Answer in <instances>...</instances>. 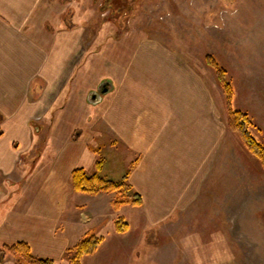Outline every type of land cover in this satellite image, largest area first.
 <instances>
[{
	"label": "rangeland",
	"instance_id": "374dc122",
	"mask_svg": "<svg viewBox=\"0 0 264 264\" xmlns=\"http://www.w3.org/2000/svg\"><path fill=\"white\" fill-rule=\"evenodd\" d=\"M74 2L55 0L52 26L54 34L60 30L74 31L76 27L71 26V23L75 14L84 16L83 49L79 45L80 50L84 51L81 66L84 72L81 75L75 72L69 76L61 92L54 89V92H48L47 95L44 93L48 96V104L53 105L51 118H43L40 125L34 124L27 128L28 133H23L24 138L6 133L3 129L0 138L6 135L3 138L6 142L4 149L10 150L12 160L16 158L17 169L11 175L2 176L0 173L5 183L6 196L11 195L0 202V223L22 190V184L15 185L14 195L11 194V188L8 187L11 179H23L25 185L31 183L25 199L28 202L50 171L55 155L53 153L46 162L36 167L40 157V152L38 158L36 153L39 145L34 141L37 132L41 140L53 127L56 128L52 138L58 146L64 143L67 133L69 141L77 135L75 145L80 151L83 150L77 167L85 168L88 174L97 172L99 161L102 162V174L114 180H120L127 172L131 173L139 166L145 157L144 153L121 140L117 130L116 133L113 131L114 124L109 123L108 113L111 105H114V99L118 98L115 96L117 92L104 95L98 104L90 103L88 98L92 92L98 91L102 82L110 81L111 78L115 80L118 91L124 90V75L128 68L140 69L145 75L139 76L137 80L141 81V78V82H148L152 94H161L157 92L158 85H185V95L192 91L194 101L208 102L207 114L213 119L204 141L205 152L203 147L196 152V125L187 122H172L169 119L155 125L147 139H159L158 134L174 137L175 131L177 137L189 138L187 143H190V148L184 153L178 150L173 160L171 155H166V160L175 164L176 193L179 196L186 194L187 187L197 197L198 201L192 205L194 209L191 210L196 215L192 232L208 234L203 237L194 235L193 238L200 240L201 244L202 240H206L211 250L184 251L183 248L187 246L178 244V239L183 238L180 236L164 235L158 245L159 249L156 247L155 250L151 249L153 246L148 249L142 243L137 245L142 237L147 243L156 242L154 230L144 233L145 217L140 214L141 208L130 205L123 207V216L131 227L125 236L117 232L113 225L121 216L120 212L117 211L113 216L108 205L110 213L102 216V224L99 226L102 231L95 230L97 222H90L78 234L79 239L91 234L105 239L95 254L84 257L83 264H186L192 261L200 263L206 257L212 260L236 258L233 257L236 251L227 252L218 248L217 238L225 241L229 239L233 245H245L250 239L252 243L261 246L257 253L258 259L264 261V166L249 150L242 137L229 128L224 89L218 82L216 71L206 60L208 55H212L227 71L234 92L233 107L249 116L252 122L249 128L251 134L264 146V0H83L85 10L78 13L74 12ZM155 54H158L159 59H165V68H162L158 77L149 73L151 69L148 61L152 59L146 58H155ZM36 89L38 91L39 87L36 86ZM174 91L176 95L180 93ZM166 94L170 95L171 92ZM35 96V93H31L30 100ZM167 98V101L170 100ZM134 99L139 98L136 96ZM150 103L149 100L144 101L140 108L141 116L145 119L155 114L154 104ZM58 109H65L69 115H75L63 118V113L56 115ZM44 111L37 114V121L41 120ZM57 116L60 122H56ZM138 119L141 121L140 117ZM126 127L131 125L125 123L121 126ZM164 141L163 144L168 145L163 147L172 150L169 138ZM5 155L7 159L9 156ZM155 163L150 162V167ZM24 166L28 168V173ZM106 196L110 203L115 194ZM78 197L75 196L73 202L86 204L84 207L88 208L87 204L91 200L85 196ZM225 212L233 214V217L245 212L247 218L244 220V228L247 230L244 235L235 231L243 227L242 222L233 219L229 221V237L226 236L225 220L221 218ZM214 232L219 236L216 237ZM3 244L0 241V247ZM243 258L248 259L246 253ZM56 264H70L69 256L64 254Z\"/></svg>",
	"mask_w": 264,
	"mask_h": 264
},
{
	"label": "crops",
	"instance_id": "0c3cea01",
	"mask_svg": "<svg viewBox=\"0 0 264 264\" xmlns=\"http://www.w3.org/2000/svg\"><path fill=\"white\" fill-rule=\"evenodd\" d=\"M74 1V6H76L74 12H83L85 10L83 0ZM54 6L55 0H0V116L2 118L0 129L6 130V133L11 135L16 134L20 138L22 136L24 138L23 133L26 135L27 128L30 126L40 125L43 118H51L53 105L48 104V96H45L44 93L47 95L48 92H54V89L61 92L63 86L67 84L69 76L75 72L77 75L84 72L81 67L84 61V51L79 48V45H82L83 49L85 42L84 16L79 13L75 14L71 26L76 27V30L64 32L60 30L54 34L52 26ZM153 56L155 58L146 57L147 60L152 59L151 62L148 61L151 69L149 73L158 77L162 68H165L163 62L165 59L163 57L159 59L158 54ZM141 71L128 68L124 75L126 78L123 85L124 90L118 91L115 80L111 78L112 88L108 93L115 92L116 94L117 92L115 96L118 97L114 99L112 103L114 105H111L108 113L109 123L114 124L112 125L113 131L115 132L116 129L121 140L134 146L135 150L143 152L145 156L139 166L130 173L129 180L134 189L142 195L143 205L140 207V214L145 217L144 233L147 230H154L156 242L147 243L146 239L142 237L137 245L142 243L148 249L155 246L151 248L155 250L156 247L159 249L158 245L164 235L180 236L183 238L182 240L178 239V244L187 246V248H183L184 251H210L209 242L202 240V244H204L202 245L200 240L193 238L194 235L203 237L208 234L192 232L193 220L196 215L191 210L194 209L192 205L197 203L198 199L195 194L193 195V192L187 190V187L186 194L179 196L176 193L175 164L166 160V155H171V160H173V155L177 154L178 150L180 153H184L188 147L190 148V143H187L189 138L177 137L175 131L174 137L158 134L159 139L154 138L156 140L152 141L147 139L148 135L154 131L155 125L165 123L169 119L172 122H187L193 126L196 125V152L202 147L205 152L204 141L208 137L207 134L213 119L207 114L208 102L201 100L197 103L194 101L192 91H188V95H185V85H158L157 92L161 94H152L148 82H141V78V81L137 80L139 76L145 75ZM36 86L39 87L38 91ZM174 90L180 93L176 95ZM169 92L171 94L167 95L166 93ZM31 93L36 95L31 99L32 102L30 100ZM194 93L195 91H193ZM136 96L139 99H134ZM167 96L170 102L167 101ZM148 100L154 104L155 114L145 119L144 116H141L140 108L144 101L148 102ZM46 106L47 109L44 111ZM209 106H211L210 103ZM62 109H58L56 115L63 113L61 117L66 119L75 115L74 113L69 115L65 109ZM43 111L44 116L41 114V120L37 121L39 120L37 114L43 113ZM28 115L29 117L26 118ZM139 117L141 121H139ZM57 118L59 116L56 117V122H60L61 120H57ZM125 123L130 124L131 127L121 128ZM180 129L179 126L178 130ZM53 130L56 131V128L53 127L49 134H46L41 140L38 132L34 134V141L39 145L36 149L37 158L38 152L41 157L38 158L39 164L36 167L46 162L48 156L55 155L50 164V171L44 177V182L34 196L32 195L29 199L30 201L26 202L25 199L31 183L25 185L23 179L13 178L8 183L11 194L14 195L13 186L15 185L22 184V190L17 200L6 210L0 223V241H25L37 256L57 261L66 254L68 249L73 248L82 240L78 238V234L88 227L90 222H97L99 227L102 224V216L105 213H110V208L113 216L117 211L123 216L125 215L123 207L128 205L115 209L112 206L113 198L110 203L107 202L106 194L110 193L88 195L76 192L71 177L83 150L80 151V148L75 145L78 140L77 135H74L73 139L69 141L68 133L61 146L54 144ZM163 135L165 138H162ZM3 138H0V173L5 176L13 174L17 168L15 166L16 158L12 160L13 155L10 150L4 149L6 142ZM15 138L17 137L15 136ZM168 138L170 145L173 146L172 150L163 147L168 145L163 144L164 139L168 140ZM55 148H57L56 152ZM5 154L9 156L7 159ZM152 161L156 163L150 167ZM23 168L28 173V168L25 166ZM4 185L3 177H0V202L11 196L10 194L6 196ZM75 196L89 198L88 200L91 201L87 205L91 208H85L86 204L83 203L75 204L73 202ZM221 218L225 220L224 231L227 230V237H229V221L233 219L241 221L243 226L235 231L238 234H245L244 232L247 230L244 228V220L247 218L245 212L234 217L233 214L225 212L221 214ZM113 225L116 230V224L113 223ZM98 227H95V230L102 231ZM130 228L129 226L126 232L119 233L126 236ZM221 230L223 231V229ZM214 235L219 236L217 232H214ZM216 241L219 249L227 252L236 251L237 254L233 255L236 258L212 260L206 257L200 263L192 261L186 264H264V261L258 259L257 254L261 246L252 243L250 239L248 245L244 243L246 246L242 243L230 244L229 239L225 241L223 238H217ZM245 253L248 259L243 260ZM10 259L8 258L0 264H15L14 260Z\"/></svg>",
	"mask_w": 264,
	"mask_h": 264
},
{
	"label": "trees",
	"instance_id": "16d2710c",
	"mask_svg": "<svg viewBox=\"0 0 264 264\" xmlns=\"http://www.w3.org/2000/svg\"><path fill=\"white\" fill-rule=\"evenodd\" d=\"M207 64L216 71L219 84L224 89L226 103L229 111V128L238 133L249 150L257 156L264 166V146L260 144L251 134L250 126L252 122L249 116L233 107V87L228 81L227 71L222 68L217 60L212 56H207ZM2 118L0 116V122ZM2 130L0 129V135ZM130 172H127L120 180L107 178L102 174V162L97 164V172L88 174L83 167H76L72 172V185L76 192L96 195L100 193H114L115 197L112 206L119 209L122 206L130 205L141 207L143 205L142 195L136 191L129 180ZM129 223L123 216L116 221V230L124 233L129 228ZM104 237L91 234L82 239L76 246L68 249L66 254L69 256L70 264H83L84 257L96 253ZM12 258L15 264H56L51 258L37 256L33 253L31 246L25 241L4 242L0 247V263Z\"/></svg>",
	"mask_w": 264,
	"mask_h": 264
},
{
	"label": "water",
	"instance_id": "95a60500",
	"mask_svg": "<svg viewBox=\"0 0 264 264\" xmlns=\"http://www.w3.org/2000/svg\"><path fill=\"white\" fill-rule=\"evenodd\" d=\"M112 88L111 81H104L100 84L98 91H94L89 95L88 101L92 104H98L102 101L103 96L107 95Z\"/></svg>",
	"mask_w": 264,
	"mask_h": 264
}]
</instances>
